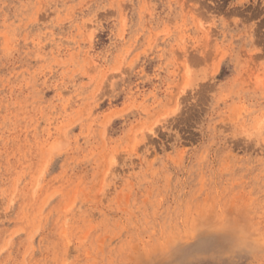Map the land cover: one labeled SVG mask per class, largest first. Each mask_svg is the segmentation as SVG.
<instances>
[{
    "label": "rangeland",
    "instance_id": "obj_1",
    "mask_svg": "<svg viewBox=\"0 0 264 264\" xmlns=\"http://www.w3.org/2000/svg\"><path fill=\"white\" fill-rule=\"evenodd\" d=\"M0 264H264V0H0Z\"/></svg>",
    "mask_w": 264,
    "mask_h": 264
}]
</instances>
